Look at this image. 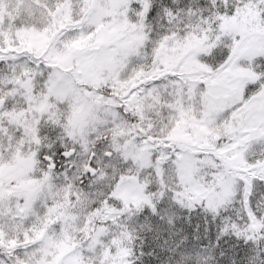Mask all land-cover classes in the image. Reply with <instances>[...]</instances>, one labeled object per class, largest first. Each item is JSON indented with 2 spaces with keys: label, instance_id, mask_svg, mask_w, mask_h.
I'll list each match as a JSON object with an SVG mask.
<instances>
[{
  "label": "snow or ice",
  "instance_id": "6c2138e0",
  "mask_svg": "<svg viewBox=\"0 0 264 264\" xmlns=\"http://www.w3.org/2000/svg\"><path fill=\"white\" fill-rule=\"evenodd\" d=\"M0 264H264V0H0Z\"/></svg>",
  "mask_w": 264,
  "mask_h": 264
}]
</instances>
